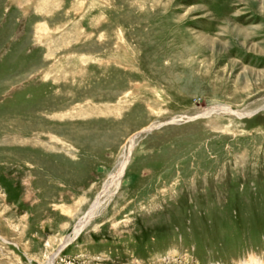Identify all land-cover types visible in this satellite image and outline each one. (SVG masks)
Segmentation results:
<instances>
[{
  "label": "rangeland",
  "instance_id": "374dc122",
  "mask_svg": "<svg viewBox=\"0 0 264 264\" xmlns=\"http://www.w3.org/2000/svg\"><path fill=\"white\" fill-rule=\"evenodd\" d=\"M0 264H264V0H0Z\"/></svg>",
  "mask_w": 264,
  "mask_h": 264
},
{
  "label": "bare ground",
  "instance_id": "6f19581e",
  "mask_svg": "<svg viewBox=\"0 0 264 264\" xmlns=\"http://www.w3.org/2000/svg\"><path fill=\"white\" fill-rule=\"evenodd\" d=\"M148 131V130H146ZM129 144L126 146L127 151L130 152L132 151V149L134 148V137L130 140V142H128ZM128 162V157L126 158V155L123 157V159L121 160L120 164H119V168L117 170V172L115 173V175L111 176L109 178V181L105 184L104 186V192L102 193L103 195H107L110 193V195L114 194L115 191L118 189L119 184H120V179L124 173V169L127 165ZM99 200V199H98ZM101 203H99V201H96L95 204L92 207V211L89 213V216L92 217L94 212L96 211V209H99ZM84 218L83 221H80L76 228L74 229V235H76L77 233H79V231L83 228V224L87 222V220L90 218ZM91 219V218H90ZM68 242V241H67Z\"/></svg>",
  "mask_w": 264,
  "mask_h": 264
}]
</instances>
